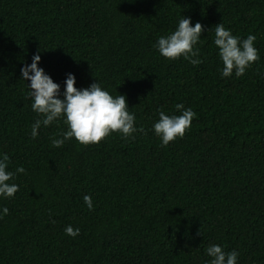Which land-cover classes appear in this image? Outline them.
<instances>
[{
  "label": "trees",
  "instance_id": "obj_1",
  "mask_svg": "<svg viewBox=\"0 0 264 264\" xmlns=\"http://www.w3.org/2000/svg\"><path fill=\"white\" fill-rule=\"evenodd\" d=\"M182 17L204 28L196 66L155 47ZM219 23L241 41L256 36L259 59L243 76H222ZM37 54L57 98L68 74L78 90L96 82L126 97L144 132L56 148L61 117L33 138L43 117L20 69ZM177 104L196 116L162 146L154 124L160 110L182 114ZM4 154L19 190L0 196V264H211V245L264 264V0H0Z\"/></svg>",
  "mask_w": 264,
  "mask_h": 264
},
{
  "label": "clouds",
  "instance_id": "obj_2",
  "mask_svg": "<svg viewBox=\"0 0 264 264\" xmlns=\"http://www.w3.org/2000/svg\"><path fill=\"white\" fill-rule=\"evenodd\" d=\"M204 31L203 26L197 22L194 26L190 18H181L177 29L168 36L160 37L155 47L160 55L166 59L176 60L183 56L192 65L202 63L199 50H194ZM214 44L218 49V55L222 60L223 77H230L233 72L237 77L243 76L246 69L259 59L258 50L254 46L255 35H248L246 39L240 40L226 30L222 23L214 26ZM40 55H34L32 63L20 69L21 77L30 81V96L33 99L32 110L43 119H38L32 125L31 135L35 138L37 130L43 126L47 127L61 117L65 118L68 130L62 133V139L54 138L53 147H62L68 139L74 138L81 145L98 144L111 133H120L122 137L128 138L134 132H144L143 127H134L135 116L130 114L126 97L124 95L113 96L103 90L98 83H93L87 89L75 87V77L68 74L65 80L63 99L60 95V85L38 68ZM31 73V75H29ZM176 109L182 110L178 116H168L164 111H159V120L154 124L155 134L161 138L162 146H167L177 138H182L191 127L196 113L191 109H184L183 104H177ZM9 156L4 154L0 158V196L11 198L19 190L16 184L7 183L13 178V173L7 171ZM25 169L19 167L16 172L23 173ZM84 203L89 210L93 204L90 196H84ZM8 209H3L7 215ZM79 229L71 226L65 228V234L70 237L79 235ZM206 253L212 258L211 264H237L239 253L235 250L225 252L219 245H211Z\"/></svg>",
  "mask_w": 264,
  "mask_h": 264
}]
</instances>
